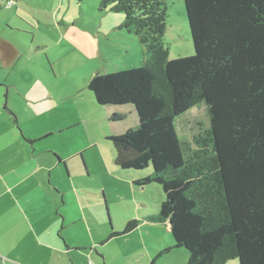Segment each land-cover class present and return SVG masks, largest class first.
I'll list each match as a JSON object with an SVG mask.
<instances>
[{"label": "trees", "instance_id": "16d2710c", "mask_svg": "<svg viewBox=\"0 0 264 264\" xmlns=\"http://www.w3.org/2000/svg\"><path fill=\"white\" fill-rule=\"evenodd\" d=\"M184 3L195 53L171 59L164 0H100V10L124 12L122 28L144 46L145 58L94 74L88 90L100 106L130 114L135 107L136 127L106 140L118 168L142 174L134 187L162 186L159 213L147 219L170 223L186 264H264V0ZM201 103L209 124L195 123L191 139L181 138L180 120L187 129L194 122L180 117ZM122 118L113 112L108 120ZM139 224L131 219L109 238Z\"/></svg>", "mask_w": 264, "mask_h": 264}, {"label": "rangeland", "instance_id": "374dc122", "mask_svg": "<svg viewBox=\"0 0 264 264\" xmlns=\"http://www.w3.org/2000/svg\"><path fill=\"white\" fill-rule=\"evenodd\" d=\"M2 1L0 33L8 30V27L13 28L4 22L8 13L5 9L10 5ZM43 1L49 3V0ZM65 1L69 3V12L75 19L73 24L55 14L48 6L37 9L42 30H37L34 43L31 44L30 33H11L27 48L19 55L12 71L0 62V100L6 101L8 108L16 114L17 129L19 126L18 130L25 137L26 134L39 137L48 130H55L56 126L64 127L62 132L57 129L55 133L35 142L36 152L46 164L49 163L48 159L52 161L54 152L59 157L68 158L66 166L37 174L44 178L53 193L62 192V189L66 191L65 199L61 195L59 201L62 206L60 214L65 219L63 234L72 231L76 242L91 245L100 238L106 240L111 230L124 227L123 222L141 219L139 226L151 227L157 235H149L141 228L128 236L114 237L98 244L106 256L107 264H140L139 261L145 260V246L161 247L163 250L167 249L166 245L168 248L173 246V238L166 224L142 221L149 214L159 213V205L165 198L164 192L157 183L135 189L130 178L125 175L128 171L115 166L114 151L106 136L114 131L121 134L136 127V123L131 122L137 117L136 110L133 105H129L134 112H118L122 120L110 122L108 118L112 113L107 114L110 108L100 106L90 95L88 82L94 74L115 72L130 64H139L145 48L138 40H127L134 34L126 30H113L109 22L111 13L106 9L99 11L100 0H57V3ZM164 1L168 16L163 40L169 44V57L173 59L194 54L184 0ZM112 13H119L125 18L124 12ZM76 15L81 19H77ZM100 25L104 26V31H99ZM120 33L125 34L124 39ZM99 36L105 42L103 48L98 43ZM40 40L47 47L37 46ZM186 117L194 122L188 129L186 120L179 122V134L186 139H191L197 131L198 125L195 123L209 124L210 119L205 103L193 107L180 118ZM68 124L71 125L66 127ZM219 138V154L223 160L226 153L221 136ZM60 159L64 160L62 157ZM18 211L14 207L13 215ZM69 215L77 218L81 216L82 221L70 226ZM1 227H7L4 221H0ZM141 234L147 237L145 241ZM185 251L184 248H174L158 259L157 263L183 264ZM85 261L89 262V256ZM228 264L240 263L238 259H233Z\"/></svg>", "mask_w": 264, "mask_h": 264}, {"label": "crops", "instance_id": "0c3cea01", "mask_svg": "<svg viewBox=\"0 0 264 264\" xmlns=\"http://www.w3.org/2000/svg\"><path fill=\"white\" fill-rule=\"evenodd\" d=\"M13 1L14 3L5 9L8 13L4 20L5 23H8L10 27L12 26L13 28L8 27V30L4 33H0V62L10 71L15 68L21 52L27 48V46L19 43L16 36L11 35V33H13V31L18 34L30 33L32 35L31 44L34 43L36 41L37 30H42V25L39 23L40 19L37 18V9H45L50 6L55 14L67 19L70 24L75 22V19L69 12L70 5L67 1L60 4L57 3V0H49V3L43 0ZM2 3L3 1L0 0V10L3 8ZM103 10L104 9L100 10L99 8V11ZM106 10L111 13L109 22L112 23L113 30H124L122 28V24L125 20L123 15L119 13L114 14L112 13L114 11L109 8H106ZM76 18L79 20L81 19L79 15H76ZM104 18L102 21L105 22ZM103 27V25H100L99 31H104L102 29ZM119 35L124 39V33H120ZM98 38V43L100 47L103 48L105 42H103L101 36ZM129 39L137 40L134 35L128 37L127 40ZM37 46L42 48L47 47L41 40L37 42ZM31 47L32 46H30V48ZM97 47H95L96 50ZM144 58L145 52L143 51V57L138 63L144 60ZM136 65L130 64L129 66ZM90 95L92 96L91 93ZM107 108H110L109 112H107L108 115L113 112L121 113L125 111L118 108ZM17 125L18 120L16 114L8 108L6 101L3 100L2 102L0 100V221H4L7 225V227L0 228V264H107L106 256L103 250L99 248L98 244L111 239L109 238V233H107L106 240L100 238L97 243L91 245L76 242V238L72 231L68 234H63L65 231V219L60 214L62 206L59 201L61 195L62 199H65L66 191L58 184H55L58 188L62 189V192L55 189L57 192L55 193L54 191L53 193L44 178L37 175L39 173H46V171H53L55 168L62 165L66 166L68 158H64L61 155L60 157L64 160H57L54 155L52 156V161L48 159L49 163L46 164V162L40 159L35 147V142L39 139L55 133L57 129L62 132L64 127L56 126L55 130H48L39 137L28 136L25 133L27 136L25 137L22 131H19V126V130L17 129ZM70 125L71 124H68L66 127ZM112 133L117 132L114 131ZM26 138L31 139L33 142L29 143ZM48 153L51 154L52 151H48ZM54 154L57 153L54 152ZM125 175L132 181L135 177H140L142 174L128 171ZM134 188L138 189L136 187ZM103 189L105 190L106 188ZM14 207L19 209L16 215L12 213ZM150 215L154 214H149V216ZM147 217L148 216H145L142 221L157 223L148 220ZM69 219L70 226L76 225L78 221H82L81 216L77 218L73 215H69ZM124 223L126 222H123V224ZM164 224H166V227L171 233L170 223L164 222ZM122 227L123 226L115 228V230H121ZM141 228L142 226H138L133 231ZM142 229H145L149 235H157L155 229L151 227L143 226ZM133 231L131 232L133 233ZM129 233L121 235V237L128 236ZM141 237L143 241L147 238L142 234ZM145 247H147V250L143 252L145 260L143 262L142 260L139 261L140 264L141 262L142 264H159L157 260L174 249L173 246L168 248L169 246L166 245L165 248L169 250L163 253L161 247L157 249L154 246ZM88 248L89 251L87 252ZM154 252L157 254L154 255ZM185 254L183 264H186L187 261L186 251ZM88 256L89 262H86L85 258ZM90 260H93V262Z\"/></svg>", "mask_w": 264, "mask_h": 264}, {"label": "built area", "instance_id": "2783aa9c", "mask_svg": "<svg viewBox=\"0 0 264 264\" xmlns=\"http://www.w3.org/2000/svg\"><path fill=\"white\" fill-rule=\"evenodd\" d=\"M5 2H6V4H8V5H11V4H13V3H14V1H13V0H5ZM90 264H94V263H90Z\"/></svg>", "mask_w": 264, "mask_h": 264}]
</instances>
